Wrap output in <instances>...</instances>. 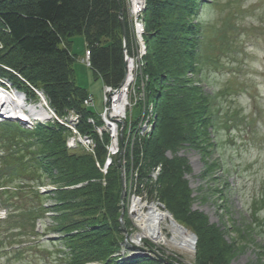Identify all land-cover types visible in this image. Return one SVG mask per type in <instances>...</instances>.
<instances>
[{"label": "trees", "instance_id": "16d2710c", "mask_svg": "<svg viewBox=\"0 0 264 264\" xmlns=\"http://www.w3.org/2000/svg\"><path fill=\"white\" fill-rule=\"evenodd\" d=\"M211 2L146 0L144 73L149 77L147 95L156 103L158 124L133 156L127 154V162L128 168L132 161L135 166L143 162L137 170L141 178L161 164L159 188L146 186L150 199L157 193L175 219L197 235V264H229L235 245L206 214L192 209V190L185 177L191 165L177 155L186 144L205 146L209 129L220 116L219 107L214 110V97L187 77L189 72L201 71L205 36L200 15L203 5ZM122 7L129 45L126 0H0V76L36 101L40 97L35 89L43 92L60 118L76 111L78 131L95 140L94 152L81 143L79 152L67 144L72 130L55 119L32 127L0 121V207L8 210L5 218L0 217V227L8 230L0 238V259L3 254L22 255L27 245L48 249L46 243H60L65 249L58 250L63 264H166L151 254L114 258L125 232L120 222L121 172L116 163L106 174L97 166L105 162L109 137L104 134L102 141L88 121L95 116L84 105L90 93L73 79L72 39L84 35L91 67L104 86L122 84L126 76ZM168 151L175 155L167 156ZM47 180L56 189L43 194L39 187L49 184ZM49 199L52 204H47ZM262 208L263 201L254 202L258 222ZM48 213L53 223L47 232L39 233L35 225ZM124 223L129 231L130 220ZM49 231L59 237L27 242L28 237L40 238Z\"/></svg>", "mask_w": 264, "mask_h": 264}, {"label": "rangeland", "instance_id": "374dc122", "mask_svg": "<svg viewBox=\"0 0 264 264\" xmlns=\"http://www.w3.org/2000/svg\"><path fill=\"white\" fill-rule=\"evenodd\" d=\"M126 3L130 27V43L128 45L127 37V48L129 50L132 48L134 53H131L134 55L138 53L141 57L146 52L144 49L147 48L140 34L143 32V13L137 16L134 13L135 6L130 7L129 0H126ZM200 18L204 25L205 36L204 50L201 52V71L199 74L189 72L187 77L193 85L203 88L206 94L214 97L216 103L214 110L219 107L220 116L215 117V125L209 129V144L207 142L205 146L200 147L186 144L177 155L187 158L191 165V172L185 177L192 190V209L206 214L210 223L219 226L227 240L235 245V255L229 264H264V221L262 222L264 208L258 213L261 222H258L254 215V202H264V0H212L210 4L203 5ZM72 40V52L75 55L74 82L86 88L94 96L92 110L96 116L100 112L101 120H104V115L110 108L106 100L104 82L96 75L91 65L83 59L87 52L84 35H76ZM144 61V57H141L139 63L137 56L135 58V64L141 65L142 63V67ZM130 66L131 64H126V77L129 75ZM144 70L143 68L142 71ZM7 83L12 87L9 91L11 95L19 91L24 94L28 105L36 109L46 107L47 103L45 104L41 99L36 101L25 91L16 89L11 82L7 81ZM146 99L151 101L149 95ZM140 103L139 100L133 106L134 108L130 106L127 112L133 109V114L137 116ZM116 107L112 105V108ZM67 119L74 120L76 116L71 113ZM135 119L133 117V120ZM0 120L3 121L6 118L0 115ZM49 120L52 119L44 116L41 121L45 123ZM33 122H35L34 119L31 123ZM32 124L27 123L26 126L31 127ZM157 124L158 121L156 126ZM156 129L157 127L154 133ZM97 130L102 129L97 128ZM105 135L109 137V142L106 144L108 154L103 166L97 162L99 169L106 174L108 167L113 163L119 166L126 165L128 169L127 156L126 164L120 154L122 151L114 152L115 148L120 146V142L122 144L125 141L124 135L111 131ZM99 136L101 138L104 135L99 134ZM80 143L85 148L88 145L91 152L95 147L93 140L81 142L78 135L74 136L72 133L69 136L70 149H77L81 152L82 147L78 148ZM174 155L170 151L167 152L169 157ZM209 167L212 168L210 171H208ZM158 171L142 178L147 184H140L142 191L137 190L139 193L142 194L147 185L154 190L159 188L158 180L161 171L159 173ZM120 172V222L123 220L124 223L128 219L131 222L129 231L126 226L124 229V240L121 247L126 248L127 252L121 258H129L134 254H151L161 255L166 260H172L178 264H197V235L183 223L179 224L195 236V244L191 252L170 244L156 243L149 238L136 240L140 228L133 214L134 200L140 201L146 209L150 204L159 205L174 219L175 217L166 204L158 199L157 193L153 199H150L149 194L136 197L128 192L130 191L128 186L129 189L131 188V177L133 178L131 172L136 174L137 170L129 169L123 185V172L121 170ZM47 182L50 184L49 180ZM133 182L135 185L134 179ZM105 184L106 181L103 179V185ZM51 203L53 199L47 200V204ZM7 212L6 207H0V217L4 218ZM52 221L50 216L40 221V231L47 232L45 230L53 223ZM175 221L179 222L176 219ZM7 232L8 230L0 227V238L5 237ZM165 234L170 235L168 229L165 230ZM57 236L58 234L49 231L47 235H42L40 238L28 237L27 242H44L49 237ZM45 246L48 249H37V247L27 245L25 248L28 251L18 257L14 253L6 256L3 254L0 264H63L60 259L63 253L58 250L64 247L60 243L55 245L46 243Z\"/></svg>", "mask_w": 264, "mask_h": 264}, {"label": "bare ground", "instance_id": "6f19581e", "mask_svg": "<svg viewBox=\"0 0 264 264\" xmlns=\"http://www.w3.org/2000/svg\"><path fill=\"white\" fill-rule=\"evenodd\" d=\"M136 4H139V0H135ZM124 16V13H123ZM125 18V17H124ZM92 97L94 99L93 95H88L85 100L89 99ZM122 97L123 93L121 95L116 97L117 102L116 103H121L119 106H122ZM84 100V105L85 107L91 108V105H86ZM2 108V112L7 114V115H20L23 118H28V117H35L38 120H43L44 116H48L49 114L45 112L42 108L36 109L34 106H30L26 103L25 101V96L21 92H15L11 95V93L7 92H0V109ZM119 108L117 107V110ZM157 109V108H156ZM34 119V118H33ZM151 119L153 121H158V111L155 110L151 114ZM88 121L94 126L96 132H97V127L101 124L99 123V120H93ZM79 122V119L77 120V123ZM100 122L103 123V120H100ZM117 129L115 128L116 132H119L118 126H116ZM120 127V126H119ZM136 131V123H133L132 127V132L129 137V140H127V133L124 134V142L119 146V151H122L120 154L123 156V162L127 164L125 158L127 154H130L133 156V152L135 148L141 144L144 140L139 139V138H132L133 132ZM115 132V131H114ZM104 134H109L108 132H105ZM103 134V135H104ZM83 139L88 138L89 140H94V137L89 134L82 135ZM103 137L100 139L103 141ZM127 140V141H126ZM116 149V148H115ZM116 155V154H115ZM143 162L141 161L138 166H135V164L132 161V164L130 168H126V165L119 166L120 170L123 172L124 179L123 183H125V176L128 175L127 172H129V169L132 170H138ZM109 168V167H108ZM108 170V169H107ZM153 167L150 168V171L148 173L152 174ZM138 172V171H137ZM133 175V178L131 177L132 181L133 179L135 180V185H132L133 192H136L140 184L143 183L142 178L140 177L139 173L135 174L131 172ZM156 173V172H155ZM123 185V184H122ZM132 209H133V214L134 218L137 222V225L140 228V231L136 235V240L139 238H149L152 241L160 244H170L171 246H175L178 248H183L186 251L191 252L193 250V246L195 244V236L190 232V230L182 227L180 222L175 221V219L165 210L159 207V205L155 204H150L148 208L140 203L138 200H134V203L132 204ZM145 207V208H144ZM180 223V224H179ZM168 229L170 235L165 234V230ZM141 255V254H138ZM161 260H164L165 258L161 255H158Z\"/></svg>", "mask_w": 264, "mask_h": 264}, {"label": "built area", "instance_id": "2783aa9c", "mask_svg": "<svg viewBox=\"0 0 264 264\" xmlns=\"http://www.w3.org/2000/svg\"><path fill=\"white\" fill-rule=\"evenodd\" d=\"M139 1H140V3L136 4L135 0H129L130 7H132V5L135 6L134 13L137 16L142 15L143 10L145 8V0H139ZM127 3H128V1H127ZM143 33H144V25H143V32L140 33L142 35V38H143ZM144 47L146 48V45ZM137 49H136V51H137ZM144 51H146V52L141 57L145 58V55L147 53V48L144 49ZM131 52H132V48L130 50L129 49L124 50V58L127 61V63L131 64L130 70H129V75L125 78L124 82L117 88H114L111 86H105V88H106L105 89L106 100L109 103L110 108L104 115L106 119L105 118H104V120L102 119L105 124H103L101 127H99V126L97 127L98 129H102V130H97V132L99 134H101L102 136L105 132H108V133H110V131L113 133H114V131L116 132L115 128L117 129L116 126H118L119 133H122L123 135H124V132L127 133V135H128L127 140H129V137H130L131 132H132L133 123H136V131L133 132L132 138H139V139L143 140V138L144 139L150 138L152 136V134L154 133V129L156 127L157 121H153L151 119V114L153 113V111L156 110V107H155L156 103H154L153 101H148L146 99L148 97L147 89H146V83H147V80L149 77H148V75H146L144 73V71H142V69L145 67V61H144L143 67H142V63H141V65L135 64L136 56H137L138 63H139V60L141 59V57L139 56L138 53L136 55H134V54H132L134 52H132V53ZM85 61L90 65V53L89 52H87V56L85 58ZM135 65H137V66H135ZM121 93H123V97H122L123 103H122V106H119L121 103L120 102L116 103L117 102L116 97L121 95ZM139 100L141 101V103L139 105L140 107H138L139 111H138L137 116H135L133 114V109L130 112H127L129 107L130 106L133 107L135 105V103L136 104L138 103ZM92 101H93V98L90 97L89 99L85 100V104L93 106ZM112 105H114V107L117 106L119 109L117 110V107L115 109L112 108ZM122 116H124V117H122ZM133 117H135L136 119L133 120ZM76 119H78V115H76ZM93 120L94 119L90 118V121H93ZM111 123H113V124H111ZM146 130H147L148 134L145 133ZM85 140L91 142V140H89L88 138H85L84 141ZM87 147L89 148L88 145H87ZM92 149H93L92 151L94 152V148H92ZM118 151H119V146L115 149L114 152H118ZM161 167L162 166L159 165L157 168H154L152 173L154 174L158 170H159L158 171V173H159L161 171L160 170ZM136 174H138V173H136ZM143 183H146V182H143ZM133 184H134V182L132 181L131 185H130V187H131L130 189L128 186V190H130V191H128V190H126V191L133 193L134 196L136 195V197H139V196L144 197L143 194H146V196L148 195L147 187H145V191L142 194L139 193L138 191L133 192V190H131V189H133L132 188ZM124 197H125V195H124Z\"/></svg>", "mask_w": 264, "mask_h": 264}, {"label": "water", "instance_id": "95a60500", "mask_svg": "<svg viewBox=\"0 0 264 264\" xmlns=\"http://www.w3.org/2000/svg\"><path fill=\"white\" fill-rule=\"evenodd\" d=\"M120 19H121V23H122V27H123V40H124V47L126 48L127 46V28H126V20L123 16V7L121 8V16H120ZM125 64H126V60H125ZM41 95V100L46 103V98L45 96L42 94V93H39ZM44 111V109H43ZM45 112H47L49 115L46 116L48 119L51 118V114H50V111L45 108ZM123 140L122 136H121V141ZM123 174H122V184H123ZM121 225L122 227L125 229V225L123 223V221H121ZM136 257V256H135ZM138 257V256H137ZM166 264H178L177 262L175 261H172V260H166L164 259L163 260Z\"/></svg>", "mask_w": 264, "mask_h": 264}]
</instances>
